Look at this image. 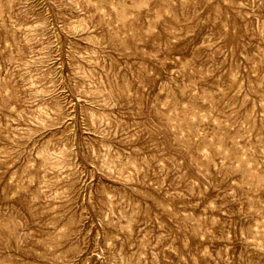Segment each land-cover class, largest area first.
Segmentation results:
<instances>
[{"label": "rangeland", "instance_id": "rangeland-1", "mask_svg": "<svg viewBox=\"0 0 264 264\" xmlns=\"http://www.w3.org/2000/svg\"><path fill=\"white\" fill-rule=\"evenodd\" d=\"M0 264H264V0H0Z\"/></svg>", "mask_w": 264, "mask_h": 264}]
</instances>
